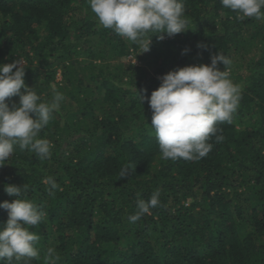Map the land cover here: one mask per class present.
Listing matches in <instances>:
<instances>
[{"label": "trees", "instance_id": "16d2710c", "mask_svg": "<svg viewBox=\"0 0 264 264\" xmlns=\"http://www.w3.org/2000/svg\"><path fill=\"white\" fill-rule=\"evenodd\" d=\"M183 3L190 29L164 40L148 33L141 53L99 23L89 0H0V64L22 59L25 83L43 101L53 86L65 96L39 135L51 158L14 145L0 167V203L16 199L6 184L25 185L19 199L46 214L29 228L40 258L27 264H46L49 248L57 264H264V20L237 19L220 0ZM132 52L141 63L124 60ZM218 52L241 89L232 123L218 125L224 139L211 137L200 160L162 159L148 99L162 76L210 65ZM47 177L60 186L54 194ZM157 190L160 205L130 222L138 200ZM7 219L0 208V229Z\"/></svg>", "mask_w": 264, "mask_h": 264}, {"label": "clouds", "instance_id": "9594fccd", "mask_svg": "<svg viewBox=\"0 0 264 264\" xmlns=\"http://www.w3.org/2000/svg\"><path fill=\"white\" fill-rule=\"evenodd\" d=\"M220 2L236 12L237 19L264 20V0ZM89 4L104 28L142 48L141 53L150 50L153 36L164 40L166 36L172 37L190 29L183 0H89ZM148 33L154 35L148 38ZM220 63L227 66L226 71L219 70ZM230 65V58L218 52L211 56L210 65L177 68L160 78L161 85L152 92L148 104L152 110L151 127L162 159L200 160L213 148L209 143L211 137L217 142L224 139L223 135H218L222 131L218 125L232 123L241 100L240 86L229 77ZM25 73L22 59L0 64V167L14 155V145H18L21 151L33 153L41 161L52 156L53 145L39 135L49 125L53 113L61 108L65 96L53 86L52 98L43 101L26 85ZM21 89L25 91L21 92ZM17 95L20 97L19 106L13 104L10 107L8 99ZM141 99L143 103L146 97ZM127 172L128 168L122 171V178ZM43 182L50 185V194L60 188L52 177ZM24 188L25 185L6 184V193L16 199L0 203V208L8 213L6 226L0 229V261L7 260L9 264L13 259L24 260L27 264V261L40 258V250L36 247L39 234L29 228L44 223L46 214L32 201L19 199ZM159 197L157 190L149 200H138L137 211L129 216V221L134 223L150 214V209L160 205ZM58 260L55 250L49 248L46 264H57Z\"/></svg>", "mask_w": 264, "mask_h": 264}, {"label": "rangeland", "instance_id": "374dc122", "mask_svg": "<svg viewBox=\"0 0 264 264\" xmlns=\"http://www.w3.org/2000/svg\"><path fill=\"white\" fill-rule=\"evenodd\" d=\"M107 48V47H106ZM108 50V49H107ZM114 56H111V55H107L106 56V61L109 62L111 65L116 63L118 60L117 59H112ZM124 60L126 61H133L136 63H141V61L138 60V58L136 57V54L135 53H131L129 54L127 57L124 58ZM24 62V61H23ZM61 79V73H60V70H58V74H57V80H60ZM232 82L235 84V81L234 79H231ZM110 244L107 245V249H112V247L109 246Z\"/></svg>", "mask_w": 264, "mask_h": 264}]
</instances>
